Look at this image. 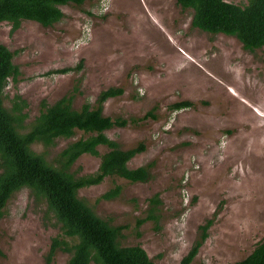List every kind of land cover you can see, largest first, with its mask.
<instances>
[{
    "label": "rangeland",
    "instance_id": "1",
    "mask_svg": "<svg viewBox=\"0 0 264 264\" xmlns=\"http://www.w3.org/2000/svg\"><path fill=\"white\" fill-rule=\"evenodd\" d=\"M248 1L228 2L244 7ZM60 10L63 18L47 28L0 23V44L19 72L16 82H7L4 107L19 97L28 125L42 102L51 106L70 96L78 111L101 92L121 89L102 104V115L129 122L105 136L121 150L142 144L127 167L149 165L150 177L144 183L106 177L80 189L78 198L121 227V246H140L152 264H181L197 242L189 264L245 258L264 236V49L246 51L233 37L193 28L191 10L176 0H85ZM179 102L191 106L168 109ZM150 111L155 118L142 119ZM81 136L32 149L51 161ZM99 156H81L70 172L95 173ZM116 187L118 196L101 199ZM59 233L45 203L19 190L0 219V264H45ZM68 257L56 251L50 264H66Z\"/></svg>",
    "mask_w": 264,
    "mask_h": 264
},
{
    "label": "trees",
    "instance_id": "2",
    "mask_svg": "<svg viewBox=\"0 0 264 264\" xmlns=\"http://www.w3.org/2000/svg\"><path fill=\"white\" fill-rule=\"evenodd\" d=\"M85 0H0V23L11 24L16 30L22 21H31L47 28L60 22L61 6H80ZM230 0H176L182 10H191V26L211 35L223 34L235 38L246 51L264 49V0H249L240 7ZM13 54L0 44V219L14 193L27 189L35 202H43L46 210L59 225L60 233L51 239L45 264H50L56 251L67 254L66 264H152L140 246L123 247L119 244L121 227L110 226L99 218L88 204L78 198L82 188L100 184L106 177L122 178L130 183L148 181L149 165L128 169L127 163L144 150L142 144L129 150L105 136V131L122 128L129 120L110 119L102 115V104L122 94L118 88L101 92L94 105L84 104L80 110L72 108L71 97H64L51 106L41 103L34 120L24 125L26 106L15 96L11 108L3 105V94L9 79L16 82L18 68L12 63ZM80 68V64L75 68ZM70 70H64L68 72ZM191 106L179 102L169 106L171 112ZM152 118L148 112L142 119ZM76 132L82 136L60 151L51 161L44 150L54 147L58 139H71ZM106 147L99 156L97 147ZM83 155L99 156L98 170L76 177L70 169ZM118 187L105 193L101 199L118 196ZM154 205L157 204L153 200ZM143 221L137 222V227ZM210 221L201 229L204 233ZM201 242L195 243L181 264H189ZM232 264H264V236L242 260Z\"/></svg>",
    "mask_w": 264,
    "mask_h": 264
}]
</instances>
